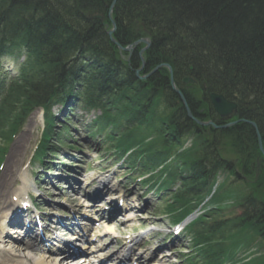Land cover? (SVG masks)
<instances>
[{"label": "trees", "instance_id": "trees-1", "mask_svg": "<svg viewBox=\"0 0 264 264\" xmlns=\"http://www.w3.org/2000/svg\"><path fill=\"white\" fill-rule=\"evenodd\" d=\"M110 2L0 0V19L6 9L21 12L20 16L10 14L5 23L11 27L28 23L27 32L35 54L34 72L25 74L21 84L10 91L0 111L1 120H11L16 114L22 118L32 109L45 106L50 96L67 84L66 71H71L67 68L68 63L79 51L88 50L104 56L110 63L106 64V69L111 71V76L115 68H121L116 61L117 49L110 43L104 24L87 18L98 10L106 15ZM113 17L117 27L114 38L122 46L142 37L144 31L149 34L151 47L145 52L143 74L156 65L167 63L178 83L183 76L190 75L198 83L197 93L186 87L181 90L195 116L213 115L208 95L218 93L236 102L238 116L254 122L264 139V0H118ZM31 19L34 20L32 24L29 23ZM140 48L130 57V68H126V72L122 71L114 80H102L103 95L117 91L115 95L128 100L131 91L138 93L140 97L132 107L139 108L137 119L145 122L149 116L154 119L156 116L143 102H149L153 94L162 92L169 106L176 108L166 117L165 130L170 132L169 139L178 138L182 133H198L197 126L186 118L183 108L177 106L178 98L170 90L165 69L150 77L147 84L136 80L134 70L140 66ZM122 74L126 82L117 85ZM118 103L120 101H115L112 105ZM123 110L121 108L120 113L124 117ZM222 135L233 142L249 167L258 155L254 130L246 124H239L222 131ZM206 145L202 144L198 153L180 154L167 174L172 183L181 184L176 220L188 213L187 200L197 195L196 189L207 186L217 167L215 151L209 143ZM258 195L261 202L264 196ZM260 202L247 200L244 214L254 215L255 211L252 227L264 237V201ZM201 228H194L196 237L203 238Z\"/></svg>", "mask_w": 264, "mask_h": 264}, {"label": "rangeland", "instance_id": "rangeland-1", "mask_svg": "<svg viewBox=\"0 0 264 264\" xmlns=\"http://www.w3.org/2000/svg\"><path fill=\"white\" fill-rule=\"evenodd\" d=\"M194 92L197 93V90H195ZM59 106L60 105L56 106L55 109L58 110ZM38 116H39V114L36 113L30 118L29 122L22 129L23 131L21 133H19V135L15 139L12 147L10 148V151L14 150V153L17 154V161H16L17 165H16V168L14 170L15 172L17 171L18 168H19V170L22 169V167L29 161L30 156L32 154V151L35 148V145L39 141L42 124L40 122V119H38ZM78 130H81V129H78ZM77 133H80V132L78 131ZM88 140L90 141L89 138H88ZM92 142H93V146H94V144H96L95 142H97V141H92ZM98 147H99L98 145H95L94 146L95 149L94 148L87 149L86 146L84 145V147L80 148V150H82L84 153L88 154L87 157H85V158H81V157H84V154L79 153V151H75V152L71 153L72 155H74L76 157V159H75L76 163H74L73 166H80V168L74 167L71 170L72 173H80L81 169H85V170H88V172H89L88 175L91 174L94 176V178L97 177V178L102 179L103 176L107 175L110 171L111 172L115 171L114 174L112 176H110V179L113 180L114 177H117V179L119 178L118 180L120 181V187L129 186V189H132V187L135 186V185H133L134 177L126 176L125 173L127 171H126L125 167H122L118 163H115L116 161L114 160L115 157L113 155H111V156L105 155V154L101 153L100 151H98ZM227 152H228V150H227ZM53 158H54V156H53ZM53 158H51V159H53ZM8 159H9V155L7 156L6 162L4 163V166H3L4 168L7 164ZM53 160H55V161H50V162H53V163H61L62 162L64 164H70L71 165V163L68 161H60L59 162V161H57V159H53ZM82 161H89V165L87 166V163L82 162ZM55 167L58 169V167H60V165L56 164ZM106 167H111V168L106 169ZM58 170H60V169H58ZM3 171H4V169L1 170V173H0V181H1ZM60 171H59V174H60ZM72 176L75 177L77 175L74 174ZM41 178H42L41 183L44 184L43 189L45 191V189H49L51 187L50 186L51 184L48 183V179H46L45 177L42 176ZM222 179H223V175H219V177L217 178V183L219 184L222 181ZM34 181L36 183L38 182L37 180H34ZM16 182H17V180H16ZM232 183H233V181H232ZM58 184H59V182L54 184V186H58ZM135 187L138 188V190H143V191L146 190V188L142 187L141 185L135 186ZM233 188H235V187H233ZM236 189H241L243 192V193H240L237 190L238 194L234 196L233 200H235V198H237V201H238L239 196L240 195L242 196L243 194H245V192H247V188L244 186L243 187L239 186V187H236ZM263 196H264V193H263ZM49 197H50V200H58V198H54L52 195ZM148 198H149V201H148ZM151 199L153 201H150ZM79 200H80V198H79ZM145 200L149 202V206L147 207V210H146V212H144L145 214L143 216L152 217L151 214L153 213L152 212L153 207H151L152 206L151 204L154 203L155 197L149 195L148 197H146L144 199L138 200L136 203L139 207H141V205L145 202ZM259 200H261V199H259ZM228 202H229V200L226 201V203H228ZM229 203H231V201ZM164 205H165V202H164ZM61 208L67 209L68 206L63 204V206H61ZM156 208H157L156 211L159 214H161V210L164 208V206L161 204H158ZM148 214H150V215H148ZM159 214L154 213L153 216L158 217ZM240 214H241V209L238 208L237 205H234V207L232 206L231 208H227L226 210H223L217 216V218L214 219V221L215 220H231V219L236 218V216H238ZM136 227H134V228L131 227V229H134L133 232H135ZM122 231L125 232V231H127V229L125 227H123ZM105 241H106V239H105ZM252 243H253V245H252ZM252 243L250 245V249L248 250V252L255 253V252H257L258 249H260V248H257V246H260L262 248V251L261 252L259 251L258 253H260V254H258V255L264 254V242L263 241L256 240V241H253ZM32 254L39 255L40 252H33ZM254 262H255V260L252 261V263H254Z\"/></svg>", "mask_w": 264, "mask_h": 264}, {"label": "bare ground", "instance_id": "bare-ground-1", "mask_svg": "<svg viewBox=\"0 0 264 264\" xmlns=\"http://www.w3.org/2000/svg\"><path fill=\"white\" fill-rule=\"evenodd\" d=\"M72 70L75 71V72H80V70L78 68H73ZM64 85H62L58 90H60ZM4 172H5V174H4V177L2 179L3 180L2 181V184L0 186V199L2 198V194H4L5 192H7L8 186L11 185V183H12V171H11V169L10 168H7V170L4 171ZM24 179H25L24 176H22V180H24ZM25 190H26V183H23V185L21 186V188L18 189L17 191H15L16 192V195L17 196L23 195ZM94 197L97 198V199H99V197H98L97 194L94 195ZM4 209H6V210H9L10 209L8 200H6L5 203H1L0 202V211L1 210H4ZM5 217L6 216H4L2 218L3 224H4ZM5 250L6 249L5 248H2L1 247V244H0V256L6 255L7 250L6 251ZM67 255H69V256H67ZM70 256H71V254L64 253L63 254V258H61V260L53 259V261H51L49 258L46 259L45 257H41V258H38V259H33L31 262H28V263L29 264H63L67 259H69ZM10 262H13L11 264L18 263V262H14L13 260H11ZM20 263L26 264L25 261H20ZM0 264H2V263L0 262Z\"/></svg>", "mask_w": 264, "mask_h": 264}, {"label": "water", "instance_id": "water-1", "mask_svg": "<svg viewBox=\"0 0 264 264\" xmlns=\"http://www.w3.org/2000/svg\"><path fill=\"white\" fill-rule=\"evenodd\" d=\"M211 101L213 104L214 109L221 115L227 116L232 113L236 109V105L226 101L223 97L219 95H211ZM253 127L255 125L251 123Z\"/></svg>", "mask_w": 264, "mask_h": 264}]
</instances>
